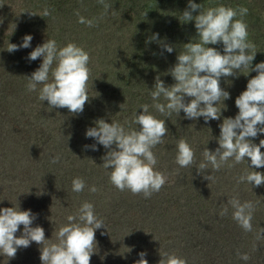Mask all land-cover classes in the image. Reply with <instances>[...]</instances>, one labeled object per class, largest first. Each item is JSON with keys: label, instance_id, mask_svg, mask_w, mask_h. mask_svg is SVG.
<instances>
[{"label": "trees", "instance_id": "obj_1", "mask_svg": "<svg viewBox=\"0 0 264 264\" xmlns=\"http://www.w3.org/2000/svg\"><path fill=\"white\" fill-rule=\"evenodd\" d=\"M188 2L104 0L110 5L106 11L98 0H0V208L19 206L22 211L31 210L35 216L32 227H42L45 238L54 243L55 233L68 223L67 217L75 214L82 203L93 204L95 215L105 227L95 232L90 264H134L141 252L146 253L148 264H159L160 254L164 253L182 258L186 264H220L223 259L235 264H264V185L252 187L245 180L234 191L240 203L250 202L253 206L250 231L233 218L231 203L218 200L219 195H224L222 180L230 177L234 169H242L247 175L253 171L264 173V167L250 168V159L238 164L229 160L219 170L209 165L202 174L197 171L204 162V150L214 152L219 147V125L238 114L235 99L257 73L241 69L238 76L221 77L220 87L229 92L230 98L221 99L217 105L221 109L219 120L205 123L203 117L185 119L183 110L179 116L173 113L165 117L151 107L150 91L155 78L159 76L166 86L174 84L168 70L176 64L184 44L198 42L195 22L184 23L181 19ZM193 2L201 4L202 11L220 5L247 8L246 15L235 19L247 24L248 42L255 45L249 51L256 53L252 67L264 62V0ZM45 10L48 15H44ZM77 11L80 17L92 20L94 26L80 23ZM154 34H159L158 41L150 40ZM25 35L33 37L30 47L7 51L9 43L21 45ZM46 40H55L58 48L74 43L89 54V100L82 113L50 109L47 101L39 100L38 90L29 92L26 88L27 77L42 63V57L30 61L28 56ZM165 44L173 47L172 53L163 50ZM208 46L223 54L222 44ZM159 102L164 103L163 98ZM144 104L150 106V114L165 119L169 130L163 143L152 149L157 158L155 170L166 177V183L151 194L150 207L134 205L136 210H128L123 200L130 201L132 208V201L143 193L120 191L110 182V170L101 165L106 149L102 145H97L98 150L86 148L96 142L86 138L85 133L100 119L119 123L126 131L137 130L139 126L132 120L134 113H142L140 106ZM180 139L193 149L196 167L190 171L176 168L174 174L169 168V155L176 157ZM249 139L258 145L264 134ZM186 175L194 177L191 189H174L172 181L176 180L172 178L182 180ZM206 175L211 179H205ZM77 177L85 181L79 193L72 191V181ZM92 186L97 191L91 192ZM183 211L189 217L184 219ZM185 220L201 223L202 227H187ZM162 229H174L175 234L167 233L168 241L158 239ZM22 232L21 225L15 235L19 237ZM21 248L30 253L26 256H31L28 264H41L40 245L32 242ZM127 250L133 256L127 255L124 260ZM245 254L248 260L242 259Z\"/></svg>", "mask_w": 264, "mask_h": 264}, {"label": "clouds", "instance_id": "obj_2", "mask_svg": "<svg viewBox=\"0 0 264 264\" xmlns=\"http://www.w3.org/2000/svg\"><path fill=\"white\" fill-rule=\"evenodd\" d=\"M98 2L106 11L110 8L104 0ZM201 8V4L189 0L187 9L183 11L181 19L184 23L195 22L198 42L191 40L184 44V51L179 52L176 64L168 70L167 75H171L174 84L166 86L159 76L155 78L150 91L153 100L151 107L165 117H171L173 113L179 116L183 110L185 119L203 117L205 123L219 120L221 109L217 105L221 99L230 98L229 92L220 87L221 77L238 76L241 69H248V73L255 71L257 75L248 80L246 90L235 99L238 114L235 118H225L219 125V147L214 152L207 148L204 150V162L199 164L197 171L202 174L209 165L213 170H219L229 160L238 164L244 161L248 163L250 159V168L264 167V152L261 151L264 139L258 145L249 139L264 134V62L252 67L256 53L249 54V51L255 45L248 42L247 24L242 19H235L237 15H246L248 9L239 7L237 10L223 5L203 11ZM197 11L199 14L194 16L192 13ZM76 14L80 23L94 26L92 20L80 17L78 11ZM44 15H48L47 10ZM32 39L31 35H25L21 45L9 43L7 51L11 53L28 48ZM150 40L158 41L159 34H154ZM217 44L223 45V54L215 47L208 46ZM163 50L172 53L174 49L165 44ZM41 57L40 66L27 77V90H38L39 100L47 101L50 109L66 108L71 114L82 113L89 100V54L74 43L58 48L55 40H46L30 52L28 59L35 61ZM161 98L164 103L159 102ZM149 107L148 104L141 105L142 113H134L132 123L139 126L137 130L126 131L119 123L100 119L85 133L86 138L96 142L86 148L98 150L97 145H102L106 149L101 165L110 170V182L120 191L143 193L145 198L158 192L166 183V177L155 170L157 158L152 149L163 143L169 131L165 119H157L150 114ZM176 148V163L182 168L192 166L194 151L190 145L180 139ZM57 159L54 158L53 162ZM204 178L210 180L211 176ZM239 179L240 182L246 180L252 187L264 185V173L257 171L242 175ZM84 188L82 178L73 179V192H82ZM90 191L97 189L92 186ZM229 203L234 209L233 218L243 229L250 231L252 204H242L235 198ZM34 219L31 210L22 211L19 206L0 208V255L15 258L19 248H27L35 242L40 245L41 264H90L93 245L96 244L95 232L105 227L95 215L93 204L84 202L75 214L69 215L68 223L55 233L54 243L45 238L42 227H32ZM21 225L23 232L17 237L15 234ZM261 233L264 234V228ZM138 255L140 259L134 264H148L145 252ZM160 256L159 264H186L184 259L175 255L164 253ZM242 259L248 260L249 257L245 254Z\"/></svg>", "mask_w": 264, "mask_h": 264}, {"label": "rangeland", "instance_id": "obj_3", "mask_svg": "<svg viewBox=\"0 0 264 264\" xmlns=\"http://www.w3.org/2000/svg\"><path fill=\"white\" fill-rule=\"evenodd\" d=\"M82 137H80V138L82 139ZM82 142H84V144L87 145V142L85 140H83ZM81 147H82V143H81ZM169 156L172 159L171 160V165H170L169 168L175 174V173H177L176 168L178 170H181L182 168L176 163V157H175V155L170 154ZM197 161L200 162L199 159ZM194 164H195V161H194ZM194 164L192 166H190V167H185L186 168V171H190V168L192 170L195 169L196 166ZM242 175L246 176L245 172L242 169H237L236 171L234 169V171L232 172V174H231L230 177H228V176H226L227 178L224 177V179L222 180V183L225 184L223 186L224 189L222 191L224 195H219L218 200H220V201L225 200V201H227L229 203V201H231L235 197V195H234L235 192L234 191H238L239 188H240V186H243V183H241L240 182V179H239ZM193 179H194V177L191 176V175H186V177H184V179H182V180H179V178H176V179L172 178V180H176V182H173L172 181V183L175 184L172 187L174 189H177V190L189 191L191 189V188L189 189V186L191 185L190 182ZM216 182H219L218 181V177L216 178ZM64 187H67L66 186V183H64ZM171 192L174 193V191L172 189H171ZM136 198L137 199H134L132 201V203H133L132 204V208L130 207V204H129L130 201L123 200L124 205L126 206V208L128 210H132L133 208L135 209V206H137V205H139V206H142L143 205L145 207H148V206L150 207L151 204H152V202H153L151 196L148 197V198H145L142 195V197H139V198L136 197ZM220 198H222V199H220ZM127 199L132 200L130 198H127ZM179 210H180V208H179ZM123 213H124V215L127 214L126 212H123ZM119 214L122 215V212L119 213ZM182 214L183 215H186L184 217V219L187 218V217H189L187 211H183ZM129 215H132V214H129ZM185 222L187 223V227H189V225L191 226V228H199V229H201V227H202V224L201 223H198V222H192V223L189 222L188 223L187 220H185ZM164 229L161 230V233L157 234V237H158V239H164V240H167L168 241L169 240V237H168V234L167 233H170V234H173L174 235L175 232H174V229H173V232L170 231V230H169L170 231L169 232L167 229L164 231ZM28 254H30L29 251H26L25 249H22V248L20 249L19 248L18 249V255H16L17 257L15 256V258H8L7 256L0 255V264H18V262H20L21 264H28L29 262H31V256H29L28 258L26 257ZM127 255H132L131 254V251H129V250L126 251V253L123 255V259L124 260L126 259V256ZM94 264H96V263H94ZM220 264H235V263L232 260L225 261L223 259Z\"/></svg>", "mask_w": 264, "mask_h": 264}]
</instances>
